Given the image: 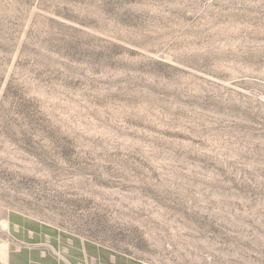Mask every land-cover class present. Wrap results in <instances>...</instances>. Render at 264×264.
I'll return each mask as SVG.
<instances>
[{
  "label": "rangeland",
  "instance_id": "1",
  "mask_svg": "<svg viewBox=\"0 0 264 264\" xmlns=\"http://www.w3.org/2000/svg\"><path fill=\"white\" fill-rule=\"evenodd\" d=\"M20 238L264 264V0H0V264Z\"/></svg>",
  "mask_w": 264,
  "mask_h": 264
},
{
  "label": "crops",
  "instance_id": "2",
  "mask_svg": "<svg viewBox=\"0 0 264 264\" xmlns=\"http://www.w3.org/2000/svg\"><path fill=\"white\" fill-rule=\"evenodd\" d=\"M28 233H31L29 237H33L37 231ZM18 242L8 253L5 264H114V256L109 262H103V250L99 246L62 247L21 238Z\"/></svg>",
  "mask_w": 264,
  "mask_h": 264
}]
</instances>
